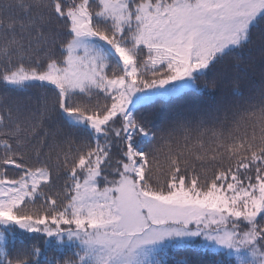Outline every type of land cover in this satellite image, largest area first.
I'll list each match as a JSON object with an SVG mask.
<instances>
[{"label":"snow or ice","instance_id":"1","mask_svg":"<svg viewBox=\"0 0 264 264\" xmlns=\"http://www.w3.org/2000/svg\"><path fill=\"white\" fill-rule=\"evenodd\" d=\"M0 264H264V0H0Z\"/></svg>","mask_w":264,"mask_h":264},{"label":"trees","instance_id":"2","mask_svg":"<svg viewBox=\"0 0 264 264\" xmlns=\"http://www.w3.org/2000/svg\"><path fill=\"white\" fill-rule=\"evenodd\" d=\"M68 255H71V253L69 252ZM183 255V254H182Z\"/></svg>","mask_w":264,"mask_h":264}]
</instances>
